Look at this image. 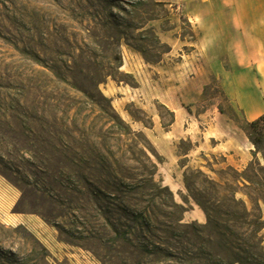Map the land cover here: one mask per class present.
<instances>
[{
	"label": "rangeland",
	"instance_id": "374dc122",
	"mask_svg": "<svg viewBox=\"0 0 264 264\" xmlns=\"http://www.w3.org/2000/svg\"><path fill=\"white\" fill-rule=\"evenodd\" d=\"M196 40L182 0H0V264H264Z\"/></svg>",
	"mask_w": 264,
	"mask_h": 264
},
{
	"label": "crops",
	"instance_id": "0c3cea01",
	"mask_svg": "<svg viewBox=\"0 0 264 264\" xmlns=\"http://www.w3.org/2000/svg\"><path fill=\"white\" fill-rule=\"evenodd\" d=\"M182 2L197 36L192 46L207 64L208 74L243 119L252 122L264 115V0ZM241 141L238 147L233 142L226 152L229 157L241 155L246 163L252 148L247 139Z\"/></svg>",
	"mask_w": 264,
	"mask_h": 264
},
{
	"label": "trees",
	"instance_id": "16d2710c",
	"mask_svg": "<svg viewBox=\"0 0 264 264\" xmlns=\"http://www.w3.org/2000/svg\"><path fill=\"white\" fill-rule=\"evenodd\" d=\"M221 114H224L221 110ZM234 121L233 117H230ZM238 127L244 132L250 144L254 147L253 153H264V115L256 119L255 121L249 122L243 119L242 122L236 121ZM254 161L250 162L249 166L246 168L248 171L252 168ZM246 171L244 173H246ZM245 180L252 182V179L245 174ZM260 185H264L261 182H258ZM254 200V199H253ZM264 201V199H262ZM259 204V201H257Z\"/></svg>",
	"mask_w": 264,
	"mask_h": 264
},
{
	"label": "bare ground",
	"instance_id": "6f19581e",
	"mask_svg": "<svg viewBox=\"0 0 264 264\" xmlns=\"http://www.w3.org/2000/svg\"><path fill=\"white\" fill-rule=\"evenodd\" d=\"M110 88H111V87H110ZM111 89H112V88H111ZM108 91H109V90H108ZM108 91H107V93H109ZM113 91H114V90H113ZM110 93H111V92H110ZM105 95H106V94H105Z\"/></svg>",
	"mask_w": 264,
	"mask_h": 264
}]
</instances>
